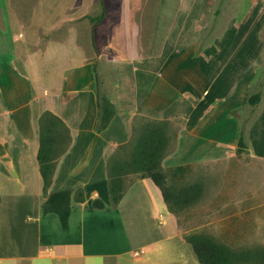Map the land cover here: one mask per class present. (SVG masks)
Instances as JSON below:
<instances>
[{
	"label": "crops",
	"instance_id": "1",
	"mask_svg": "<svg viewBox=\"0 0 264 264\" xmlns=\"http://www.w3.org/2000/svg\"><path fill=\"white\" fill-rule=\"evenodd\" d=\"M112 1L96 27L97 52L93 50L103 67L101 72L95 69L99 89L115 107L104 130H94L98 109L91 40L90 33L83 40L78 28L83 14L75 9L77 3L63 4L65 12L62 4L44 3L38 44L25 49L27 40H21V63L1 64L0 264L85 257L89 250L94 254L93 245L100 242L110 244L117 258L135 248L155 254L175 243L168 232L176 227V219L149 178L136 179L116 206L110 201L107 161L130 141L138 117L166 121L175 129L161 162L164 170L234 152L240 123L229 113L240 106L264 67L259 37L264 0L249 2L247 21H236L231 34L226 29L197 52L195 43L210 19L212 0H179L169 33L159 41L151 39L147 47L140 46L139 24L132 17L138 8H126L125 0ZM10 32L14 39L16 29ZM44 112L60 119L70 135L66 151L55 160L45 195L37 160L38 121ZM179 155L187 160L178 163ZM78 190L81 202L74 200ZM95 199L103 208L92 206ZM103 235L109 244L102 243ZM176 243L180 255L192 250L185 241ZM128 262L156 264L151 257H131Z\"/></svg>",
	"mask_w": 264,
	"mask_h": 264
},
{
	"label": "rangeland",
	"instance_id": "2",
	"mask_svg": "<svg viewBox=\"0 0 264 264\" xmlns=\"http://www.w3.org/2000/svg\"><path fill=\"white\" fill-rule=\"evenodd\" d=\"M178 1L125 0L126 8L129 9L133 4L138 8V11L132 17L133 21L135 19L139 24L140 46L147 47L151 45L149 42L151 39L159 41L169 33L174 20V9ZM238 1L212 0L213 8H211L210 19L202 27L199 38L195 43L194 51H200L204 46L213 42L214 38L221 34H226V29L229 31L228 34H231V31L233 32L231 28L235 26L236 21L241 19L242 21H247L249 19L250 11L246 7L252 0H243L239 8ZM104 2L107 13L108 4H112L114 1L104 0ZM44 3L50 5L62 4L63 12L67 10L63 4L77 3L75 9L77 11L80 9L83 14L80 18L83 23L78 26L80 33L84 35L83 40L90 33V24L87 18L96 16L100 12L99 0H0V12H3L4 16V19L0 21V69L1 64L4 66L6 64L18 66L21 63L19 59L21 57L19 52L23 49L21 47L23 44L21 46L19 44L21 40H27L25 43L29 46L25 49H33L31 45L35 43V38L42 37V6ZM67 7H70V5ZM71 8L74 9L73 7ZM7 10L13 15L12 19L10 17L7 19V16L10 15ZM36 13L38 15H34ZM44 14L48 15V10ZM52 18H54L53 11H51ZM11 27L17 31L14 39L12 32H10V35L7 33ZM259 37L263 42L264 51V28L260 31ZM14 41H18V43L16 44ZM39 43L41 44V41ZM36 44L38 43L34 45L36 46ZM89 46V59L93 63V69L95 68L101 72L103 67L100 69L98 59L93 53L90 42ZM13 57H16V59ZM102 76L100 74L99 78ZM99 82L100 80H98ZM259 84H262L260 88L257 87ZM257 91L261 92L258 104L250 105L243 99L240 106L229 113L236 117L240 126L243 127L246 150L238 154L236 147H234V152L230 155L211 156V160L196 162L188 166L177 178L170 181L178 188L189 184H199L202 188L201 199L197 203L183 208L178 214L173 215L177 225L168 233L174 238L172 239L173 242L175 241L174 244L178 245L176 242H180V244L183 241L186 242V237L189 235L204 234L212 237L223 247L242 255L241 257H244L245 260L241 264H264L263 68L250 88L245 92L244 97L250 96ZM133 123H135L134 126L137 128L143 124L139 119H135ZM172 131L174 132L175 129L171 128L170 132ZM118 147L114 152L118 151ZM178 157L181 160H177L178 163H183L190 159L192 155L190 154L184 160L181 158L184 155H179ZM135 176V174H129L126 182ZM168 179L171 180L170 177ZM103 238L102 243H108L107 235H103ZM173 245L165 247L168 248L167 250L163 248V251L159 250L151 255L150 252L135 248L129 252L130 255L117 258L113 253L115 249L110 244L109 247H106L100 242L93 245L97 252L94 251V254H91L92 251L89 250L91 252L87 251L88 254L85 257L73 256L60 261L40 258L32 262L34 264H130L128 260H131V257L135 260H144L147 257H151V260L155 261L156 264H199L196 257L194 259L191 257L190 252L192 254L193 252L189 245L187 246L191 251H187L188 255H185V251L183 255H180L179 250L174 249ZM124 246L122 243L120 249H123ZM75 252L76 250H70L68 253ZM21 263L27 264L29 261Z\"/></svg>",
	"mask_w": 264,
	"mask_h": 264
},
{
	"label": "trees",
	"instance_id": "3",
	"mask_svg": "<svg viewBox=\"0 0 264 264\" xmlns=\"http://www.w3.org/2000/svg\"><path fill=\"white\" fill-rule=\"evenodd\" d=\"M100 12L96 16L88 17L90 22V40L95 53L96 27L106 13L104 0H99ZM96 55V54H95ZM264 68V67H263ZM96 104L98 109L94 130L100 132L106 128L115 113L114 105L105 97L99 89L98 77L95 73ZM262 84L257 87L260 88ZM261 92L257 91L250 96L244 97V101L250 105H256L260 101ZM142 125L138 128L132 125V137L126 144L120 145L107 161L108 191L110 201L116 206L126 193L128 187L136 180L149 178L161 192L168 210L178 214L180 210L194 205L201 198L202 188L199 184L183 185L175 187L172 181L181 175L185 166L164 170L161 166L163 158L168 152L170 136V123L166 121H152L138 117ZM135 120V119H134ZM39 148L37 160L42 178V194L45 195L51 184L55 166V160L60 157L70 143L69 129L56 116L50 112H44L39 118ZM245 134L240 126L236 143V152L243 153L246 150ZM125 153V154H124ZM129 174L136 176L126 182ZM170 177L171 180L168 178ZM74 200H83L82 192L76 191ZM92 206L97 209L103 208V203L95 199ZM199 264H241L245 260L239 253L229 250L216 242L212 237L204 234H192L186 237Z\"/></svg>",
	"mask_w": 264,
	"mask_h": 264
}]
</instances>
